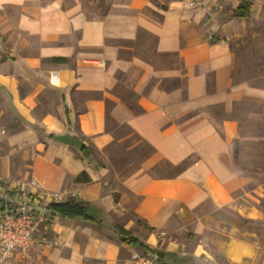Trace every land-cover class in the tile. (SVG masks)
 Returning <instances> with one entry per match:
<instances>
[{"label":"crops","instance_id":"obj_1","mask_svg":"<svg viewBox=\"0 0 264 264\" xmlns=\"http://www.w3.org/2000/svg\"><path fill=\"white\" fill-rule=\"evenodd\" d=\"M93 1L0 0V211L32 195L40 215L35 249L0 264H264V166L237 163L264 147V0ZM23 72L44 78L23 92ZM47 86L60 102L35 113ZM126 144L151 152L109 167ZM74 202L93 219L52 207Z\"/></svg>","mask_w":264,"mask_h":264},{"label":"rangeland","instance_id":"obj_2","mask_svg":"<svg viewBox=\"0 0 264 264\" xmlns=\"http://www.w3.org/2000/svg\"><path fill=\"white\" fill-rule=\"evenodd\" d=\"M99 3H101L103 6L105 1L95 0L90 5L95 6ZM262 40L264 41V33L262 34ZM249 51L251 53L250 57L252 60H250L251 63L248 67L251 68L254 73L257 72L264 75V47L251 49ZM254 56L257 57V61L254 60ZM43 78L44 76L41 75V73L26 74L23 72L21 76V82L18 84L23 92L30 91L33 89V87H35V85H37V83H40ZM127 95H131L130 92H128ZM58 96L59 95L52 91L50 87H45V89L41 91L37 97L35 113H55L56 107L60 102V98ZM255 131L256 130H253V132ZM129 146V144H126L122 147L117 146V148H109L108 151L111 153L112 158L107 162V165L117 171L124 172L127 170H134L137 165L140 164L141 160L138 159L139 156H147L151 152L150 148L144 144L140 146L137 145L130 149L128 148ZM238 150L240 160H238L237 163L240 165V167L251 170L261 165L264 166V147L259 145V143L250 144L248 142H243L239 144ZM217 260L219 262L221 261V263L224 262L221 256H217Z\"/></svg>","mask_w":264,"mask_h":264},{"label":"built area","instance_id":"obj_3","mask_svg":"<svg viewBox=\"0 0 264 264\" xmlns=\"http://www.w3.org/2000/svg\"><path fill=\"white\" fill-rule=\"evenodd\" d=\"M197 4L198 0H191V5ZM0 187H3L2 179ZM51 198L54 202L59 201L58 197ZM6 201L0 211V259H8L15 253L28 256L39 244L36 233L40 215L27 196H8ZM132 261L134 264H164L157 257L141 251L132 254Z\"/></svg>","mask_w":264,"mask_h":264},{"label":"trees","instance_id":"obj_4","mask_svg":"<svg viewBox=\"0 0 264 264\" xmlns=\"http://www.w3.org/2000/svg\"><path fill=\"white\" fill-rule=\"evenodd\" d=\"M237 15L242 16V17H247L249 16V6L246 5H240L238 6L237 9ZM57 60H62V59H57ZM69 134L74 133L72 130H69ZM85 146L82 145L81 151L83 152L85 150ZM29 201L31 203H36L35 198L30 195ZM54 210H56L58 213H60L63 216H69V217H74V218H84L86 220H92L93 218L90 217L87 214V204L85 202H74V203H67V204H59V205H54L52 206ZM119 234L121 236V241L122 242H128L129 244H132L134 246H138L141 249L147 251L149 248L142 243L138 238L132 236L129 232L123 230L122 228H118Z\"/></svg>","mask_w":264,"mask_h":264}]
</instances>
